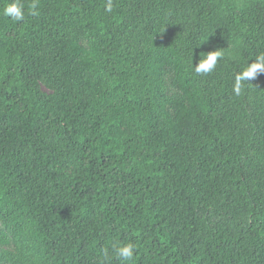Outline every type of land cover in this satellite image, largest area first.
<instances>
[{"label": "trees", "instance_id": "16d2710c", "mask_svg": "<svg viewBox=\"0 0 264 264\" xmlns=\"http://www.w3.org/2000/svg\"><path fill=\"white\" fill-rule=\"evenodd\" d=\"M13 2L0 264H264V0Z\"/></svg>", "mask_w": 264, "mask_h": 264}, {"label": "clouds", "instance_id": "9594fccd", "mask_svg": "<svg viewBox=\"0 0 264 264\" xmlns=\"http://www.w3.org/2000/svg\"><path fill=\"white\" fill-rule=\"evenodd\" d=\"M37 8L38 0H32V3L29 5L30 14L37 15ZM105 11H112L111 0H109L108 4L106 5ZM3 15L9 16L18 22L23 21L25 18L24 4L21 3L20 0H14L13 3L8 4L3 9ZM219 56V52H209L208 55H206L203 59L198 60V62L195 64V71L198 74L211 72L215 68L216 61ZM257 72H264V58H262L261 63L254 64L252 66V69L247 72L245 78H253ZM237 92H239V89H237ZM134 249L135 246L132 243L117 244L114 246L113 252L116 258L120 259L123 264H126V262L132 260L134 255ZM105 259H108L107 255Z\"/></svg>", "mask_w": 264, "mask_h": 264}, {"label": "rangeland", "instance_id": "374dc122", "mask_svg": "<svg viewBox=\"0 0 264 264\" xmlns=\"http://www.w3.org/2000/svg\"><path fill=\"white\" fill-rule=\"evenodd\" d=\"M82 42V45L83 44H86V42L84 40H81ZM42 91L46 92V93H49V90L47 88H44L43 86L41 87Z\"/></svg>", "mask_w": 264, "mask_h": 264}]
</instances>
